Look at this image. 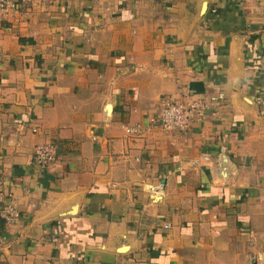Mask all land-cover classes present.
I'll use <instances>...</instances> for the list:
<instances>
[{"label":"crops","instance_id":"crops-1","mask_svg":"<svg viewBox=\"0 0 264 264\" xmlns=\"http://www.w3.org/2000/svg\"><path fill=\"white\" fill-rule=\"evenodd\" d=\"M166 96L204 117L163 129ZM0 190V264H264V0H17Z\"/></svg>","mask_w":264,"mask_h":264},{"label":"built area","instance_id":"built-area-1","mask_svg":"<svg viewBox=\"0 0 264 264\" xmlns=\"http://www.w3.org/2000/svg\"><path fill=\"white\" fill-rule=\"evenodd\" d=\"M17 9V0H0V14ZM223 98V95H219ZM207 106L205 99L184 101L169 96L160 101L159 115L156 123L165 130H178L186 133L190 127L204 117ZM128 133L139 135L142 129L139 125L127 128ZM58 145L55 142H43L36 145L34 159L41 168H47L57 159ZM6 193L0 190V218L6 223L17 221L18 210L13 199H6ZM169 225H165L168 227ZM6 244V235L0 231V252Z\"/></svg>","mask_w":264,"mask_h":264}]
</instances>
